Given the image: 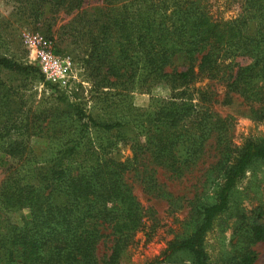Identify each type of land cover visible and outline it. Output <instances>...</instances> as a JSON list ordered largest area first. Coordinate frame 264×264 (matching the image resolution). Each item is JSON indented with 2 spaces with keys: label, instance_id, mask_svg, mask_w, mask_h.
Returning <instances> with one entry per match:
<instances>
[{
  "label": "trees",
  "instance_id": "trees-1",
  "mask_svg": "<svg viewBox=\"0 0 264 264\" xmlns=\"http://www.w3.org/2000/svg\"><path fill=\"white\" fill-rule=\"evenodd\" d=\"M11 1L27 22L42 24L52 38L58 33L59 42L73 47L95 92L108 99L166 84L171 95L122 123L98 121L66 97L46 107L27 106L24 93L1 75L8 71L22 80L32 75L44 81L43 72L0 53V264H121L147 221L150 230L157 221L137 199L128 181L131 170L147 154L181 175L214 135L220 158L202 189L219 177L214 200L198 197L189 232H178L147 263L173 264L175 256L186 254L190 264H211L207 233L230 209L231 194L251 163L264 159V136L234 143L229 118L213 110L209 88L191 87L206 78L224 83L229 92L259 103L264 114V0H102L88 8L87 0ZM230 9L234 13L227 17ZM62 11L72 18L54 31ZM54 52L62 49L56 45ZM131 122L144 129L125 132ZM94 134L97 141L91 142ZM45 136L60 141L52 157L42 160L32 141ZM122 140L133 151L124 160L114 149ZM145 180L151 185L154 177ZM259 209L256 215L240 211L233 256L222 264L256 261L252 246L264 240ZM16 211H26L19 222L10 216ZM145 235L149 241L153 233ZM101 243H110L109 253H98Z\"/></svg>",
  "mask_w": 264,
  "mask_h": 264
},
{
  "label": "rangeland",
  "instance_id": "rangeland-1",
  "mask_svg": "<svg viewBox=\"0 0 264 264\" xmlns=\"http://www.w3.org/2000/svg\"><path fill=\"white\" fill-rule=\"evenodd\" d=\"M101 4L102 0H87L84 7H95ZM13 5L11 0H0V53L8 54L20 62L39 68L29 40L30 36L38 35L49 39L54 48L56 45L60 47L62 52L58 54L69 57L73 63V72L63 83L48 80L46 77H44V81H41L32 75L27 80H22L20 75L12 72L2 73L1 76L4 80L13 87H17L20 93H24L27 106L46 107L53 103L54 98H57V101H62L61 99L66 97L73 102L80 103L84 110L88 114H92L98 121L122 123L130 122V119L136 117V114L151 110L152 106L157 105L159 101H165L171 95L169 87L166 84H160L156 85L151 92L135 90L127 96L117 92L110 94L107 99L109 94L103 95L100 91L95 92L92 89L87 68L73 47L59 42L57 40L58 33H55L52 38L45 32L42 24L33 25L27 22L14 11ZM232 10L227 11L225 15L227 17L232 15L234 13ZM71 18L72 14L60 12L54 31L70 21ZM45 81L51 85H47ZM194 87L209 88L213 94V110L221 117L229 118V133L234 143L241 144L249 137L258 139L264 136V114L259 110V103L246 100L239 93L229 92L224 83L207 78L195 82L191 88ZM194 101H197L196 96ZM131 123L130 127L126 125L125 132L137 135L138 131L144 129V126H134V122ZM91 131L95 133L94 130ZM91 137L93 140L91 142L97 141L95 134ZM88 138L90 137H86V139ZM58 141H60L59 138L45 136L34 137L32 143L34 150L40 153V157L44 160L51 158L57 151ZM83 149L86 148L83 146ZM114 149L116 155L122 160L133 155L131 144L124 143L123 140ZM219 158L220 148L214 135L208 140L205 151L198 162L181 175L155 164L147 154L142 157L137 166L138 169L134 168L129 173L128 181L132 185L137 199L145 208H150L154 212L153 218H156L157 221L155 228L150 230L152 221L147 219L146 230L139 231L136 235L137 243L124 250L121 264H147L164 250L169 240L178 232H189L188 223L191 220L192 204L198 201V197H201L200 201L202 202L214 200L213 192L216 186L214 182H218L219 177H216L215 181L205 188V191L202 189L208 169L216 165ZM150 174L154 177V182L151 185L145 180ZM3 176L4 174L1 172L0 180ZM202 191L204 192L201 193ZM164 193L170 194V198L168 199ZM202 195H206V198H202ZM259 207L263 211V216L259 220L264 223V159H257L251 163L231 194L230 209L222 214L216 220L213 228L208 231L205 247L210 255L211 264L229 262L233 256L232 249H234L233 245L236 241L235 228L240 211L246 209L249 215H256ZM25 213L26 211H16L10 216L13 221L19 222ZM146 232L153 233L149 241H146ZM109 246L110 243H101L98 253L100 255L109 253ZM252 249L258 255L253 264H264V240L254 244ZM190 263L189 256L186 254H180L173 258V264Z\"/></svg>",
  "mask_w": 264,
  "mask_h": 264
},
{
  "label": "built area",
  "instance_id": "built-area-1",
  "mask_svg": "<svg viewBox=\"0 0 264 264\" xmlns=\"http://www.w3.org/2000/svg\"><path fill=\"white\" fill-rule=\"evenodd\" d=\"M29 40L32 52L35 53L38 66L44 76L54 82H66L73 72L72 60L69 57L55 53L52 42L49 39L32 35Z\"/></svg>",
  "mask_w": 264,
  "mask_h": 264
}]
</instances>
